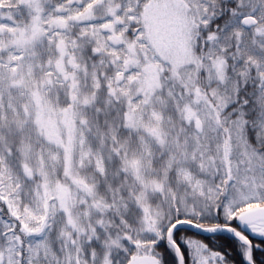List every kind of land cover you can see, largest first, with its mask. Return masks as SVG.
I'll return each mask as SVG.
<instances>
[{"label": "snow or ice", "instance_id": "obj_1", "mask_svg": "<svg viewBox=\"0 0 264 264\" xmlns=\"http://www.w3.org/2000/svg\"><path fill=\"white\" fill-rule=\"evenodd\" d=\"M0 264H264V0H0Z\"/></svg>", "mask_w": 264, "mask_h": 264}]
</instances>
